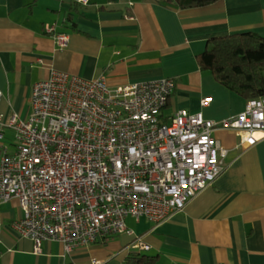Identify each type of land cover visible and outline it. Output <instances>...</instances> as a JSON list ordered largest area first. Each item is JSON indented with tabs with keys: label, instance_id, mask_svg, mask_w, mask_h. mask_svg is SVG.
Masks as SVG:
<instances>
[{
	"label": "crops",
	"instance_id": "obj_1",
	"mask_svg": "<svg viewBox=\"0 0 264 264\" xmlns=\"http://www.w3.org/2000/svg\"><path fill=\"white\" fill-rule=\"evenodd\" d=\"M48 26L68 35L66 47L55 44ZM247 32L264 36V0L189 9L166 0H0V116L27 119L33 86L54 68L105 77L111 86L170 78L175 90L165 120L185 110L221 122L248 99L203 72L197 57L210 39ZM204 98H211L206 106ZM2 134L0 148L11 149L13 131ZM214 136L228 150V166L211 186L166 222L128 217L127 230L103 244L67 253L45 241L36 254L33 241L12 227L23 215L19 202L0 204V264H128L133 253L157 264H264V139L241 148L235 132Z\"/></svg>",
	"mask_w": 264,
	"mask_h": 264
},
{
	"label": "built area",
	"instance_id": "obj_2",
	"mask_svg": "<svg viewBox=\"0 0 264 264\" xmlns=\"http://www.w3.org/2000/svg\"><path fill=\"white\" fill-rule=\"evenodd\" d=\"M46 31L68 45L54 26ZM174 90L170 78L111 86L52 68L33 86L27 119L0 116V138L14 133L12 148H0V204L19 202L12 227L36 254L45 241L67 253L103 244L127 230L128 217L166 222L227 169L216 130L235 132L241 148L264 139V96L220 123L185 110L165 120Z\"/></svg>",
	"mask_w": 264,
	"mask_h": 264
},
{
	"label": "trees",
	"instance_id": "obj_3",
	"mask_svg": "<svg viewBox=\"0 0 264 264\" xmlns=\"http://www.w3.org/2000/svg\"><path fill=\"white\" fill-rule=\"evenodd\" d=\"M166 1L181 9H189L218 0ZM197 58L203 72L211 73L240 96L248 100L264 96V36L247 32L212 38ZM128 264H157V260L154 256L133 253Z\"/></svg>",
	"mask_w": 264,
	"mask_h": 264
},
{
	"label": "bare ground",
	"instance_id": "obj_4",
	"mask_svg": "<svg viewBox=\"0 0 264 264\" xmlns=\"http://www.w3.org/2000/svg\"><path fill=\"white\" fill-rule=\"evenodd\" d=\"M91 2V1H90ZM260 98V97H259ZM257 99V98H256ZM204 117V116H203ZM205 118V117H204ZM206 119V118H205ZM206 120H208V119H206ZM224 120H227V119H224ZM224 120H222V121H224ZM211 121V120H210ZM221 121V122H222ZM213 122V121H212ZM216 123V122H215ZM218 123H220V122H218ZM226 130V129H225ZM217 131V130H216ZM233 132V131H232ZM219 141V140H218ZM220 142V141H219ZM221 143V142H220ZM223 146V145H222ZM224 147V146H223ZM225 148V147H224Z\"/></svg>",
	"mask_w": 264,
	"mask_h": 264
}]
</instances>
